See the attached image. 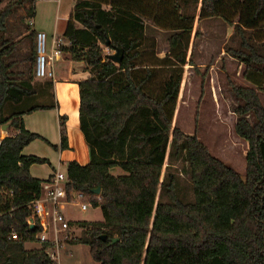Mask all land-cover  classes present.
I'll list each match as a JSON object with an SVG mask.
<instances>
[{
    "label": "trees",
    "instance_id": "obj_1",
    "mask_svg": "<svg viewBox=\"0 0 264 264\" xmlns=\"http://www.w3.org/2000/svg\"><path fill=\"white\" fill-rule=\"evenodd\" d=\"M192 1L201 5L198 19L219 17L234 29L236 46L227 54L246 67L245 79L256 86L231 84L244 103L235 111L240 119L234 130L248 144L245 180L197 135L176 127L185 67L195 66L186 50L197 20L179 14L178 0L79 1L62 35L68 45L61 51L83 62L90 75L78 83L79 126L90 162L67 164V189L84 193L104 217L103 223L71 222L82 235L70 242L89 246L101 264H264V0ZM29 2L34 18L37 0L10 1L0 11V264H57L47 253L52 246L37 239L39 222L33 228L28 223L44 182L32 176L31 168L50 162L23 152L35 141L68 150L65 119L60 118L59 146L26 130V114L54 106L38 103L34 73L17 79L7 63L15 50L5 37L7 21ZM144 18L175 32L169 39L175 64H167L169 69L144 65ZM29 36L35 41L37 33ZM117 49L124 50L120 65L107 53ZM36 57L34 48L32 60ZM166 72L157 85L158 75ZM7 104L16 108L6 117ZM5 125L8 135L2 139ZM176 162L187 166L193 202L182 197L179 175L168 169ZM116 168L124 175L113 176ZM12 234L18 241L10 239ZM29 243L41 247L26 250Z\"/></svg>",
    "mask_w": 264,
    "mask_h": 264
},
{
    "label": "rangeland",
    "instance_id": "obj_2",
    "mask_svg": "<svg viewBox=\"0 0 264 264\" xmlns=\"http://www.w3.org/2000/svg\"><path fill=\"white\" fill-rule=\"evenodd\" d=\"M10 1L14 0H3L0 4V11ZM78 2V0H62L60 18L62 20L65 19L69 7ZM178 3L180 5V15L196 17L197 20L192 31L190 49L186 50V54L191 58L195 66L185 67L183 89L176 112V127L188 135H197L214 157L228 164L245 180L248 144L239 139L234 130L235 124L240 119L235 111L244 103L234 95L231 84L253 88H256V86L245 79L246 67L227 54L228 47L236 46L232 39L234 29L219 17L198 19L201 5L193 3L192 0H188V2L186 0H178ZM31 7L32 5L29 2L23 7L17 8L7 21V31L11 33L15 40L19 39L18 43L10 40L11 43L15 44V47L19 45L17 46L19 49L16 50V47L12 56L7 59L8 64L13 63V65L19 64L21 66L20 69L12 70L17 75V79H28L29 75L33 73L31 69H24V63L29 58H32V52L34 48L36 49V40L33 41L31 36H29L32 28L40 29L39 25L45 29L50 28L46 30V34L48 37L47 52H51V32L54 29V17H52V14L54 15L53 10L56 4H50L51 11L39 9L36 27L34 25L32 27L35 18L30 16L29 10ZM171 9L174 11V6L169 7V10ZM144 24L146 37L144 41V65L155 64L169 69L167 64H175L173 52H171L169 45V39L175 32L162 28V26H157L148 18H144ZM66 25L67 23L65 22H59L58 36L62 35ZM167 26L170 28V25ZM257 40H261L260 37ZM107 53L113 55L115 51L107 50ZM167 61L170 62L166 63ZM18 75H23V77ZM167 75V72L164 75H158L156 84L160 85L167 78ZM50 93L49 91L47 96H50ZM260 97L264 105V93H261ZM41 103L52 104V101L50 97H47L40 101ZM13 111H15V108ZM18 111L23 112L24 109L19 108ZM23 118L25 119L24 122L32 130H40L41 125H45L46 129L40 132L45 134V139L52 142V145L57 146L61 134L58 126L60 116L57 113L44 112L33 116L26 114ZM246 118L251 123L255 122L252 114L246 115ZM7 131L1 129V137L3 139L8 135L6 134ZM9 135L13 134L10 132ZM23 154L25 156L47 158L54 165L53 167L49 164L34 166L32 173L35 177L45 178L48 174L54 173V170H58V168H60L61 172L66 173L68 163L65 159L61 161L59 152L43 141L34 142ZM168 169L176 171L177 175H179V187L182 197L187 202H193V186L185 173L187 166L176 162L174 167ZM111 174L117 177L124 175V172L116 168L113 169ZM68 209L72 216L71 220L87 223H102L104 221L100 208L90 207L86 213H80L72 208ZM79 229H81L79 226H73L70 232L75 235L73 231H79ZM77 235L80 236V233L77 232Z\"/></svg>",
    "mask_w": 264,
    "mask_h": 264
},
{
    "label": "crops",
    "instance_id": "obj_3",
    "mask_svg": "<svg viewBox=\"0 0 264 264\" xmlns=\"http://www.w3.org/2000/svg\"><path fill=\"white\" fill-rule=\"evenodd\" d=\"M80 1V0H78ZM86 1V0H82ZM50 4H56L55 9L53 10L54 15L52 14V17H54V29L53 32H51V38L52 41L54 38L62 37V35L65 32V29L62 31V35L58 36V28H59V22H65L67 23L69 20V17L75 7L76 4H73L69 7V10L66 12V18L62 20L60 18V14L62 12V0H37L35 3V16H34V24L32 23V27H36L37 25V18L39 15V9L48 10L51 11L50 9ZM19 9V8H18ZM23 11V10H22ZM14 14V13H13ZM65 20V21H64ZM40 29H33L31 31H35L36 33L38 32H44L46 33V30H49L50 28H43L39 25ZM25 35V34H24ZM6 39L8 40H14V43H18L19 39H14V37L11 36V33L9 31H6L5 34ZM19 45H16V47ZM15 47V48H16ZM19 48L17 47L16 50ZM26 50V49H25ZM11 64V63H10ZM13 64V63H12ZM24 69H31V71L35 75V65H36V59L32 60V58H29L26 63H24ZM20 65L16 64L13 65L12 69H20ZM54 70H55V78L54 79H39L35 76V82L33 83L35 90L37 92L36 98L38 99V103L40 104V101L43 99H46L47 97H50L52 104H43V106H50L53 105L54 108L48 109V110H39L36 111L32 114H29V116H33L38 113H44V112H55L57 113L60 118L63 117L65 119V127L67 131V137H68V146L69 149L66 151H57L59 152L60 160L65 161L67 163L72 162V161H77L81 165H87L90 162V150L85 143L84 137L80 131V126H79V107H80V96H79V86L78 83L81 81H85L86 79L89 78V73L86 72V66L83 62H76L73 61L70 57L69 53H62L61 58L55 62L54 64ZM52 83L53 87L48 88L47 84ZM50 93V96L48 95V92ZM42 104V103H41ZM16 108L15 105L12 104H7L4 107V115L5 116H10L14 111L13 109ZM13 111V112H12ZM60 118L58 120V126L61 132L60 128ZM25 119L23 118V122ZM24 127L26 130L36 133L43 137L45 139V134H43L42 131L43 129H46L45 125H41L40 130H32L29 128L28 124L24 122ZM8 130V128H7ZM8 134V131L6 132ZM7 137V135H6ZM5 138V137H4ZM3 139V138H2ZM47 140V139H46ZM48 141V140H47ZM36 142V141H35ZM50 142V141H49ZM52 144V142H50ZM61 143V134L60 138L58 140L57 146H59ZM33 144V143H32ZM31 144V145H32ZM30 147V146H29ZM29 147H27L25 150H27ZM24 150V151H25ZM24 153V152H23ZM47 159V158H45ZM50 161V166H54ZM34 167V166H33ZM31 168V174L32 169ZM60 170V168H58ZM57 171V170H56ZM113 170H111L112 173ZM55 172V170H54ZM54 173L48 174L45 178H39L35 177L36 179L46 181L48 180ZM69 210V209H68ZM66 210V213L68 215V218L70 222L76 223L78 221L71 220V215L70 212ZM104 222V221H103ZM102 222V223H103ZM73 227V226H71ZM76 227V226H74ZM75 233L74 239L79 238L82 235V230H74ZM77 232L80 233V236L77 235ZM41 245L38 243H29L26 244L25 248L26 250H32L35 248H40ZM57 264H101L100 262H96L91 255V248L87 245L83 244H73L71 242L66 243L63 245L61 251L59 252L58 255H56L54 259Z\"/></svg>",
    "mask_w": 264,
    "mask_h": 264
},
{
    "label": "built area",
    "instance_id": "obj_4",
    "mask_svg": "<svg viewBox=\"0 0 264 264\" xmlns=\"http://www.w3.org/2000/svg\"><path fill=\"white\" fill-rule=\"evenodd\" d=\"M47 38L46 33H37L35 76L39 79L55 78L54 64L62 56L61 47L68 45L62 37L54 38L51 52L48 53ZM67 185V174L59 169L55 171L48 180L41 184V196L33 202V216L28 220L32 227L35 226L36 221L39 222L42 231L37 239L52 246L47 251L52 259L59 254L64 244L74 239V235L70 232L72 227L66 210L72 208L80 213H86L92 207L84 193L75 190L68 191ZM10 239L18 241L19 238L16 234H12Z\"/></svg>",
    "mask_w": 264,
    "mask_h": 264
},
{
    "label": "water",
    "instance_id": "obj_5",
    "mask_svg": "<svg viewBox=\"0 0 264 264\" xmlns=\"http://www.w3.org/2000/svg\"><path fill=\"white\" fill-rule=\"evenodd\" d=\"M124 59V50L123 49H117L115 50V54L110 56V60L113 61L115 64L120 65L123 62ZM8 126L5 125L2 127L3 130H7ZM94 194L99 195L101 193V189H96L93 191ZM33 228V227H32ZM102 239L105 241L106 236H103ZM119 239H114L113 243L118 242Z\"/></svg>",
    "mask_w": 264,
    "mask_h": 264
}]
</instances>
